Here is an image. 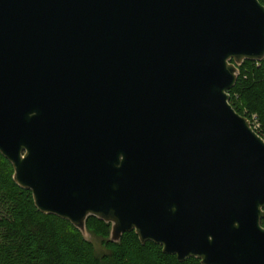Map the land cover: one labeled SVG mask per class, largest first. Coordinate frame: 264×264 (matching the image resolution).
Here are the masks:
<instances>
[{"label":"water","instance_id":"water-1","mask_svg":"<svg viewBox=\"0 0 264 264\" xmlns=\"http://www.w3.org/2000/svg\"><path fill=\"white\" fill-rule=\"evenodd\" d=\"M259 0H0V154L91 241L264 264V139L230 103Z\"/></svg>","mask_w":264,"mask_h":264},{"label":"trees","instance_id":"trees-1","mask_svg":"<svg viewBox=\"0 0 264 264\" xmlns=\"http://www.w3.org/2000/svg\"><path fill=\"white\" fill-rule=\"evenodd\" d=\"M229 94L237 113L250 122L256 117L264 139V61H246ZM13 174L0 154V264H201L194 258L181 263L151 242L142 245L135 232L110 243L111 226L96 218L87 221L94 242L87 241L68 221L40 213L32 193L18 187Z\"/></svg>","mask_w":264,"mask_h":264},{"label":"built area","instance_id":"built-area-1","mask_svg":"<svg viewBox=\"0 0 264 264\" xmlns=\"http://www.w3.org/2000/svg\"><path fill=\"white\" fill-rule=\"evenodd\" d=\"M251 125H252L253 129L257 132L258 129H259V124H258V122L256 120V117L253 118V120L251 122Z\"/></svg>","mask_w":264,"mask_h":264},{"label":"rangeland","instance_id":"rangeland-1","mask_svg":"<svg viewBox=\"0 0 264 264\" xmlns=\"http://www.w3.org/2000/svg\"><path fill=\"white\" fill-rule=\"evenodd\" d=\"M90 240L94 242V240L92 238H90ZM95 244H97L96 241H95Z\"/></svg>","mask_w":264,"mask_h":264}]
</instances>
